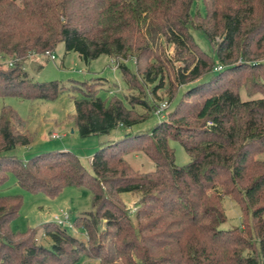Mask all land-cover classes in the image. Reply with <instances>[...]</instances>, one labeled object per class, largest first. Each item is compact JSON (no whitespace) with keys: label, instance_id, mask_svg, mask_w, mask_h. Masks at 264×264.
Instances as JSON below:
<instances>
[{"label":"trees","instance_id":"1","mask_svg":"<svg viewBox=\"0 0 264 264\" xmlns=\"http://www.w3.org/2000/svg\"><path fill=\"white\" fill-rule=\"evenodd\" d=\"M190 28L207 38L215 61ZM59 41L84 61L107 54L138 92L148 82L150 94L161 88L169 101L177 98L147 130L95 149L91 172L64 149L26 159L7 152L28 138L16 131L24 118L2 104L0 183L9 171L21 187L50 196L66 185L87 187L90 209L72 225L80 223L94 243L86 247L52 220L39 224L48 245L36 240L35 226L12 230L21 195L0 193V264H75L81 254L97 264H264V0H0V96L52 100L64 88L78 92L70 115L77 133H106L144 120L159 104L144 94L101 98L96 81L65 87L30 78L26 56ZM241 86L261 95L242 99ZM168 139L188 153L185 164L174 163ZM131 150H141L153 168L132 169L121 155ZM122 192L138 193L134 221ZM223 195L247 212L241 227L219 226Z\"/></svg>","mask_w":264,"mask_h":264},{"label":"rangeland","instance_id":"2","mask_svg":"<svg viewBox=\"0 0 264 264\" xmlns=\"http://www.w3.org/2000/svg\"><path fill=\"white\" fill-rule=\"evenodd\" d=\"M201 8V7H200ZM193 10V7H192ZM202 12V9H201ZM195 43L215 61L211 44L203 33L194 28L189 29ZM216 39V37H215ZM165 52L171 57L172 46L164 44ZM53 58L40 52L29 54L22 62L26 74L37 81L57 80L63 86L70 85L71 80H90L96 81L97 94L104 98L111 94L124 100L129 94L154 97L156 104L164 103L168 110L174 104L177 97L169 101L165 92L157 88L155 93L150 94L151 83L144 82L142 93L137 89L129 87L122 79L119 69L115 62L105 53H101L87 61L81 59L77 52L65 50L61 41L57 42L51 49ZM172 58L173 66L179 64V60ZM126 66L133 70L131 60L125 61ZM184 86L180 87L183 90ZM179 93V91H178ZM71 95L78 96V92L67 91L66 88L52 100H29L17 96H0V106L4 103L11 105L15 111L24 118L23 124L17 126L16 131L26 136L28 142L23 145H16L7 152H13L15 155L26 159L34 153L49 149H64L75 154L82 166L91 172L89 159L95 149L104 143L116 140L124 133H135L137 131L147 130L160 118L154 113V110L144 120L134 123L130 126H114L106 133H97L81 136L77 133L72 123L70 115L73 112ZM240 98H252L261 95L260 91L247 92L242 86L239 88ZM135 109L142 110L141 106L135 105ZM56 133L55 137L51 134ZM168 145L173 151V161L177 165H183L189 160L188 153L183 146L175 139H168ZM124 160L136 171H147L153 168L152 160L141 150L126 151L121 154ZM264 157V153L259 155ZM0 193H17L21 195V205L17 213L9 221V227L12 230H25L29 226H35V238L38 242L48 245L46 238L41 234L40 223L51 220L54 213L60 210L69 212V219L72 222L76 214L90 209L91 192L85 186L66 185L62 187L55 195L50 196L43 191H29L21 187L15 180L12 172L8 171L6 180L0 183ZM137 192H122L120 198L126 203L130 218L134 221L132 212L135 207L134 202L137 199ZM222 211L225 214V220L220 227L242 226L241 218L246 219V214L241 205L229 195H223L220 201ZM244 211V212H243ZM264 216V214H263ZM247 221V219H246ZM102 228V225L99 224ZM66 231L82 238L86 242V247H91L94 241L90 242L82 225L75 224L73 228L66 226ZM75 264H97V259L88 254H81Z\"/></svg>","mask_w":264,"mask_h":264},{"label":"built area","instance_id":"3","mask_svg":"<svg viewBox=\"0 0 264 264\" xmlns=\"http://www.w3.org/2000/svg\"><path fill=\"white\" fill-rule=\"evenodd\" d=\"M34 52H32L31 54H33ZM42 54L44 55H47L48 57L50 58H53L54 55L51 53V51L45 49L41 52ZM218 67V66H217ZM165 101L164 103L161 102L155 109H154V113L157 115V116H161L162 113H163V108L165 107ZM57 134L56 133H52L51 136L52 137H55ZM52 221H54L55 223L57 224H60V225H65L67 226L68 228H73V225H72V222L70 221L69 219V212L66 211V210H60L59 213H54L52 215Z\"/></svg>","mask_w":264,"mask_h":264},{"label":"crops","instance_id":"4","mask_svg":"<svg viewBox=\"0 0 264 264\" xmlns=\"http://www.w3.org/2000/svg\"><path fill=\"white\" fill-rule=\"evenodd\" d=\"M75 128V127H74Z\"/></svg>","mask_w":264,"mask_h":264}]
</instances>
